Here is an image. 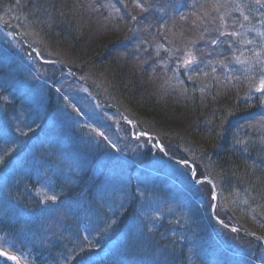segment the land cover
I'll use <instances>...</instances> for the list:
<instances>
[{"label": "trees", "instance_id": "obj_1", "mask_svg": "<svg viewBox=\"0 0 264 264\" xmlns=\"http://www.w3.org/2000/svg\"><path fill=\"white\" fill-rule=\"evenodd\" d=\"M200 1L0 0V14L14 11L21 17L15 22L21 32L26 34L33 31L49 44L68 48L78 62L75 68L69 67L80 72L78 75L81 77L90 79L88 66H94L97 69H113L116 80L132 83L136 87L134 94H137L138 102L131 108L122 102L123 107L128 109H123L124 112L138 118V127L163 140L171 156L183 159L191 154L193 163L207 168L208 174L226 197V204L220 198L217 207V214L223 224L214 218L210 221L216 232L221 233L220 236L197 235L202 240L191 241L181 231L179 224L171 222L170 226L175 227L173 234L160 227L148 235L139 233L130 238L127 236L124 242L127 245L121 249L114 245L125 230L126 218L118 213V207L108 214L112 220L110 225L85 238L81 234L83 227L80 221L84 216L80 208H86L87 202L80 193H69L68 197L76 207L68 219L69 225L66 224L55 239H48L44 221L54 216V210H45L44 202L28 189L20 195L19 205L11 203V206L2 204L0 207V250L9 246L16 259L11 264H229L225 259L228 256L237 259L238 255L240 258L248 256L259 260L260 251H264V246L256 237L264 238V116H259L261 103L253 100L251 86L257 83L255 71L252 70L256 68L262 74L264 64L261 65V61L256 63V51L249 47L246 61L253 66L250 69L246 67V70L237 74L233 71L227 80L224 77L218 79L220 77H216V73L204 72L206 75L203 78L206 80H201L200 85L186 81L184 87L173 88L170 83L166 87L163 85L169 77L152 72L146 61L141 63L142 57L146 58L148 53L144 49V39L151 37V40H147L152 41L154 52L167 54L171 46L172 49L176 44L181 46L178 39H187L184 41L187 48L192 41L217 33V27L222 28L221 33L224 29L233 33L241 28L262 27L259 37L253 30L250 34L240 35V41L228 33L224 37L220 35L219 38L225 43L223 47L232 45L233 53L238 49L237 45L242 46L248 37L252 44L262 46L264 0L243 4L244 14L232 0H221V3L228 2V6L218 10L216 7L220 0ZM110 4L113 5L112 12ZM261 5L263 12L257 14L256 10ZM184 8L188 11V15L183 14L186 19L180 17L181 14L177 15ZM155 11L164 13V17L154 16ZM172 11L178 19L171 18V21L168 19L165 22L167 13ZM190 20L197 21L195 28L190 27ZM99 21H104L106 26L99 27L98 33L94 34L96 30L93 24ZM134 39L140 47V61L132 49H127ZM215 41L222 43L217 39ZM223 52L218 47L211 49V46L200 50L208 59L214 58L210 63L217 66L225 62L220 59ZM132 78L137 80V84ZM11 87L1 92L6 94ZM115 93L120 95L113 91V95ZM48 101L45 110L47 118L57 108L55 95L51 91ZM24 111H28V108ZM81 183L84 184V181L81 180ZM202 187L205 191L212 190L209 183H204ZM87 199L95 201L91 189ZM101 208L105 212L107 207ZM235 227L253 233L255 237L235 232ZM207 229L212 231L209 226ZM93 237L95 239L91 240ZM5 240L12 242L6 243ZM18 241H22L29 250H25ZM119 243L122 241L119 240ZM207 247L213 253L221 254V262L216 263L213 254L207 257L202 255V260L195 255L196 259L190 261L193 248L203 251ZM24 250L34 257V263L23 260L21 256ZM137 252L143 255L136 257ZM156 254H160L161 259Z\"/></svg>", "mask_w": 264, "mask_h": 264}, {"label": "rangeland", "instance_id": "obj_2", "mask_svg": "<svg viewBox=\"0 0 264 264\" xmlns=\"http://www.w3.org/2000/svg\"><path fill=\"white\" fill-rule=\"evenodd\" d=\"M232 1L244 14L245 1ZM110 5L112 12L113 5ZM227 6L228 2L221 3L220 0L216 8L218 10ZM154 14L164 17L161 12L155 11ZM183 14L188 15L187 9L177 13L180 17ZM177 15L174 11L167 13L165 22L168 19L171 21V18L177 20ZM20 18L14 11L0 14V100L3 103L0 102V207L2 204L11 206V203L19 205L20 195L31 189L44 202L45 210H54V216L47 217L44 223L48 239H55L65 225H69L68 219L76 209L68 194L80 193L87 202L86 208H80L84 216L80 221L83 227L81 234L89 238L105 225H110L112 220L108 214L118 207V213L126 218L125 230L119 239L122 243L118 240L114 245L121 249L127 245L124 243L127 236L130 238L139 233L148 235L160 227L173 234L175 227L170 226L171 222L179 224L181 231L191 241H201L198 236L207 234L220 236L221 233L216 232L210 221L215 215L223 223L217 214L220 198L226 204L223 191H217L214 201L212 190L205 191L203 183L199 187L193 185L190 166H180L159 155L154 159L144 155L148 151L146 145L152 144L137 134V130H142L137 126L138 118L125 113L124 110L128 109L122 103H127L128 108L136 105V87L126 80H116L113 69H97L94 66H88L91 76L90 79L83 78L84 84L76 77L80 72L70 68L78 64L77 57L68 48L49 44L33 31L26 34L21 32L15 24ZM183 18L186 19V16ZM196 20H190V27H196ZM93 26L96 30L94 34H97L98 28L106 26V23L99 21ZM241 26L245 27L244 24ZM221 29L216 28V38L211 33L204 39L192 41L187 48L184 45L187 39H178L181 46L176 44L173 49L171 46L167 54L154 52L152 41L147 40H151V37L144 39V49L148 53L141 63L146 61L147 64H153L151 68L154 71L155 65L161 62L157 74L169 77L163 83L165 87L168 83L173 88L184 87L186 81L200 85L206 75L204 72H214L216 68L200 50L208 46L215 48L216 43H211L215 39L223 42L219 38ZM253 30L259 37L262 28H241L235 32L236 39L240 41V35L250 34ZM222 33L227 34L228 31L224 29ZM252 43L248 37L242 46L239 44L237 48L241 49L242 56L234 51L233 56H228L229 62L233 59L232 64L237 65L238 69L253 67L246 61L251 47L256 51V63L261 61L263 65L264 43L262 46ZM224 44L220 43L218 48ZM127 49H132L140 61V47L136 39ZM189 59H193L190 65L185 63ZM229 67L226 64V72ZM252 71L258 74L256 68ZM73 72L77 74L73 76ZM257 76L260 79L253 86L251 94L260 99L262 107L259 116H264V91L259 90L264 73ZM132 80L135 83L137 81ZM9 86L12 87L6 94L1 92ZM112 90L120 95H113ZM50 91L55 95L57 108L47 118L45 110L49 104ZM96 91L100 94V101ZM26 108L28 111H24ZM130 122L136 124L137 130H129ZM162 141L161 144H165ZM166 146L172 149L169 143ZM194 171L196 178L208 174L206 167L196 164ZM90 189L94 202L87 199ZM102 206L107 207L105 212ZM3 214L6 212L3 211ZM195 251L193 248L194 253L189 257L192 262L196 259L195 255L202 260V255L207 257L213 254L216 263L221 258V254L213 253L209 247ZM135 255L141 257L143 253L137 252ZM155 256L161 259L160 254ZM258 258L259 262H255L248 256L240 258L238 255L237 259L228 256L225 261L229 264H264V251H260Z\"/></svg>", "mask_w": 264, "mask_h": 264}, {"label": "bare ground", "instance_id": "obj_3", "mask_svg": "<svg viewBox=\"0 0 264 264\" xmlns=\"http://www.w3.org/2000/svg\"><path fill=\"white\" fill-rule=\"evenodd\" d=\"M142 58L145 59V57L143 56ZM160 64H162L161 62H158V64L155 65L154 67V71L152 72H157L159 70V66ZM149 67L151 68L153 66V64H148ZM72 128V127H71ZM75 132V131H74ZM146 147L148 148V151H146V153H144V155L149 158V159H154L158 157V151L156 148H154L151 145H146ZM184 161L183 164H181L179 161L176 164H179L180 166L183 165L185 166L187 162L192 163L193 162V157L190 155H186L183 157ZM191 176V181L194 182V186H196L198 183H209L212 187L215 188L216 186V181L214 179H212V177L209 174H206L204 176H202L201 178H196V180L193 178V175L190 174ZM217 190H220V187L216 186ZM6 243H11L12 241L10 240H5ZM4 243V242H3ZM19 244L23 245L22 241H18ZM24 246V245H23ZM25 250H29L28 247L24 246ZM25 250L23 251V255L21 256L23 258V260L25 261H30L34 263V257L30 256L28 254L25 253ZM15 257L13 256L12 250H10L9 246L6 245L3 249H1L0 252V264H11L13 261H15Z\"/></svg>", "mask_w": 264, "mask_h": 264}, {"label": "snow or ice", "instance_id": "obj_4", "mask_svg": "<svg viewBox=\"0 0 264 264\" xmlns=\"http://www.w3.org/2000/svg\"><path fill=\"white\" fill-rule=\"evenodd\" d=\"M137 6L139 7L140 5L138 4ZM245 19H247V17H245ZM221 20H223V17H221ZM220 34H221V35H225V33H220ZM227 35L235 36L236 33H234V32H233V33H228ZM212 43L215 44L216 41L213 40ZM193 59H194V58H193ZM193 59H189V60L185 61V63L190 65V64L193 63ZM259 90L264 91V81L261 82V88H260ZM213 198H214V197H213Z\"/></svg>", "mask_w": 264, "mask_h": 264}, {"label": "water", "instance_id": "obj_5", "mask_svg": "<svg viewBox=\"0 0 264 264\" xmlns=\"http://www.w3.org/2000/svg\"><path fill=\"white\" fill-rule=\"evenodd\" d=\"M98 93V92H97ZM214 192H215V195H216V189H214ZM238 230V229H237ZM242 232H244V231H242ZM262 240V239H261ZM262 242L264 243V240H262Z\"/></svg>", "mask_w": 264, "mask_h": 264}]
</instances>
